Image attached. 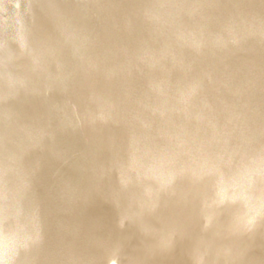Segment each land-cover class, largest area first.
<instances>
[{
    "label": "water",
    "instance_id": "obj_1",
    "mask_svg": "<svg viewBox=\"0 0 264 264\" xmlns=\"http://www.w3.org/2000/svg\"><path fill=\"white\" fill-rule=\"evenodd\" d=\"M262 16L264 0H0V253L38 231L27 264H264L259 220L235 227L258 204L240 173L264 123ZM201 144L231 159L221 176Z\"/></svg>",
    "mask_w": 264,
    "mask_h": 264
},
{
    "label": "snow or ice",
    "instance_id": "obj_2",
    "mask_svg": "<svg viewBox=\"0 0 264 264\" xmlns=\"http://www.w3.org/2000/svg\"><path fill=\"white\" fill-rule=\"evenodd\" d=\"M19 4H17V8ZM31 8L32 5H29ZM262 35H264V16L261 17ZM228 30L231 31V26H228ZM75 33H69V38H72ZM52 39L48 34L39 35L36 40L38 43L46 42ZM87 39V37H84ZM199 88V82L193 81L189 88L182 93V98L185 103H187L192 96L196 93ZM105 117V112L103 109L98 115L93 114V118L101 119ZM43 134H47L46 130H41ZM199 158L203 161L202 169L205 174L210 177H219L222 175V170L224 166L231 162V159L225 160L224 156L220 153H213L208 149L205 144L199 146ZM236 154H242V158L249 156V151L247 146L238 145ZM172 160L175 161L181 155L180 153H172ZM258 162V166H257ZM118 164L119 161H116ZM187 169L184 168H174L170 171L167 177L161 181L162 188H167L171 186L175 180L182 176ZM195 174V172L193 173ZM246 181L243 187V192L246 200L256 199L258 200L257 205L249 207V213L245 214V217L238 218V222L235 224L237 229L243 228L245 230H251L257 225L259 220L261 227H264V123H262L259 138V147L257 153H251V159L248 163L241 167V173ZM257 193L259 195H257ZM118 198V195H117ZM223 203V200H221ZM4 209L0 207V215L3 214ZM174 235V233H173ZM41 239L40 233L38 231H33L31 233H25L24 235L18 237L17 241L6 251L0 253V264H27V262L21 259V256L29 253L34 246L38 245ZM171 239L165 236L160 241L161 247H168L171 244ZM35 264V262H33ZM69 264H93L92 261L86 259H77L70 261ZM135 264V262H134ZM202 264V262H198Z\"/></svg>",
    "mask_w": 264,
    "mask_h": 264
}]
</instances>
